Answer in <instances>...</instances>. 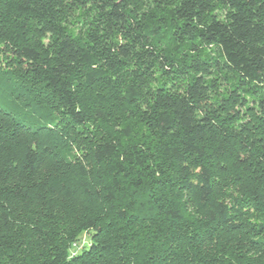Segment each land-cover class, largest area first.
<instances>
[{"label": "trees", "instance_id": "obj_1", "mask_svg": "<svg viewBox=\"0 0 264 264\" xmlns=\"http://www.w3.org/2000/svg\"><path fill=\"white\" fill-rule=\"evenodd\" d=\"M0 264H264V0H0Z\"/></svg>", "mask_w": 264, "mask_h": 264}, {"label": "rangeland", "instance_id": "obj_2", "mask_svg": "<svg viewBox=\"0 0 264 264\" xmlns=\"http://www.w3.org/2000/svg\"><path fill=\"white\" fill-rule=\"evenodd\" d=\"M158 0H143L145 6H155ZM41 42H44L43 40ZM39 121V120H38ZM89 245V238L86 233H81L77 239L72 243L69 252H79L82 248Z\"/></svg>", "mask_w": 264, "mask_h": 264}]
</instances>
